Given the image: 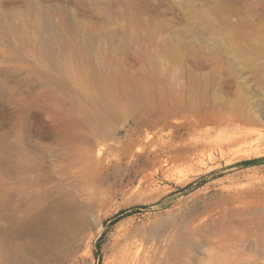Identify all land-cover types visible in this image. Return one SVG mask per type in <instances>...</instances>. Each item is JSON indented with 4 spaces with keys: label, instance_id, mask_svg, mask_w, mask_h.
Listing matches in <instances>:
<instances>
[{
    "label": "rangeland",
    "instance_id": "374dc122",
    "mask_svg": "<svg viewBox=\"0 0 264 264\" xmlns=\"http://www.w3.org/2000/svg\"><path fill=\"white\" fill-rule=\"evenodd\" d=\"M94 142L79 264H110L130 222L153 264H264V0H0V193Z\"/></svg>",
    "mask_w": 264,
    "mask_h": 264
},
{
    "label": "bare ground",
    "instance_id": "6f19581e",
    "mask_svg": "<svg viewBox=\"0 0 264 264\" xmlns=\"http://www.w3.org/2000/svg\"><path fill=\"white\" fill-rule=\"evenodd\" d=\"M107 105L104 100L93 107V112L102 120L107 117V112L111 113ZM98 128L105 129L103 123ZM147 146L142 149L149 148ZM105 152L101 143L94 142L88 150L73 154L58 171H54L48 161L40 167L32 159L22 160V170L35 177L29 187L16 193H0V225L7 216L4 217L3 206L9 203L13 207L9 219L11 229L24 240L9 247L8 235L3 236L0 232V264L80 263L95 237L90 218L99 203L81 198L75 181L80 175L89 177L103 166ZM97 220L101 227L103 218ZM143 233L134 222L121 229L114 241L110 264H153V248ZM223 263L219 257L209 264Z\"/></svg>",
    "mask_w": 264,
    "mask_h": 264
},
{
    "label": "trees",
    "instance_id": "16d2710c",
    "mask_svg": "<svg viewBox=\"0 0 264 264\" xmlns=\"http://www.w3.org/2000/svg\"><path fill=\"white\" fill-rule=\"evenodd\" d=\"M255 163H259V161H250V162H245V164L244 165H253V164H255Z\"/></svg>",
    "mask_w": 264,
    "mask_h": 264
}]
</instances>
